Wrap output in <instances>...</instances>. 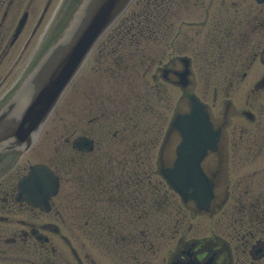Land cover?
Returning a JSON list of instances; mask_svg holds the SVG:
<instances>
[{
	"label": "flooded vegetation",
	"instance_id": "af4514ba",
	"mask_svg": "<svg viewBox=\"0 0 264 264\" xmlns=\"http://www.w3.org/2000/svg\"><path fill=\"white\" fill-rule=\"evenodd\" d=\"M214 2L188 22L149 11L143 35L118 22L33 146L0 153V264H264V4ZM71 5L0 0V110ZM193 98L218 133L206 208L163 174Z\"/></svg>",
	"mask_w": 264,
	"mask_h": 264
},
{
	"label": "water",
	"instance_id": "95a60500",
	"mask_svg": "<svg viewBox=\"0 0 264 264\" xmlns=\"http://www.w3.org/2000/svg\"><path fill=\"white\" fill-rule=\"evenodd\" d=\"M132 1L82 0L61 37L0 110V153L26 151L32 146L93 46ZM178 119L194 125L193 129L185 130L184 151L187 148H207V138L213 129L204 107L194 101L192 113ZM197 157L199 159L201 154ZM182 159L183 164H192L188 156L183 155ZM182 172L190 176L187 181L182 179L183 188L198 180L194 175L197 170L191 172L183 168ZM198 175L201 178L200 172ZM169 179L174 186L180 184L177 167L171 171Z\"/></svg>",
	"mask_w": 264,
	"mask_h": 264
},
{
	"label": "rangeland",
	"instance_id": "374dc122",
	"mask_svg": "<svg viewBox=\"0 0 264 264\" xmlns=\"http://www.w3.org/2000/svg\"><path fill=\"white\" fill-rule=\"evenodd\" d=\"M59 3H61V0H57V4H59ZM194 10H196V8L194 6H192V5L188 6L187 9H183V11H182L183 12V20H185V19H187V20H195L196 16L193 14ZM57 11H59V7L55 6V12H57ZM61 113H62V109H61Z\"/></svg>",
	"mask_w": 264,
	"mask_h": 264
}]
</instances>
